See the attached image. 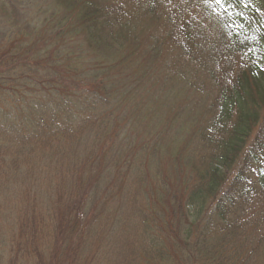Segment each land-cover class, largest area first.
Wrapping results in <instances>:
<instances>
[{"label":"trees","instance_id":"16d2710c","mask_svg":"<svg viewBox=\"0 0 264 264\" xmlns=\"http://www.w3.org/2000/svg\"><path fill=\"white\" fill-rule=\"evenodd\" d=\"M0 264H264V0H0Z\"/></svg>","mask_w":264,"mask_h":264},{"label":"snow or ice","instance_id":"6c2138e0","mask_svg":"<svg viewBox=\"0 0 264 264\" xmlns=\"http://www.w3.org/2000/svg\"><path fill=\"white\" fill-rule=\"evenodd\" d=\"M217 2L219 3V2H220V0H217Z\"/></svg>","mask_w":264,"mask_h":264}]
</instances>
